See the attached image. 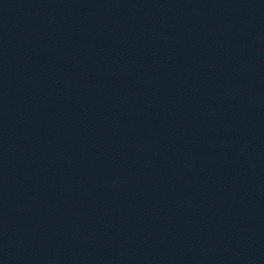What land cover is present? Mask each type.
Returning a JSON list of instances; mask_svg holds the SVG:
<instances>
[{"label":"water","instance_id":"water-1","mask_svg":"<svg viewBox=\"0 0 264 264\" xmlns=\"http://www.w3.org/2000/svg\"><path fill=\"white\" fill-rule=\"evenodd\" d=\"M0 264H264V0H0Z\"/></svg>","mask_w":264,"mask_h":264}]
</instances>
